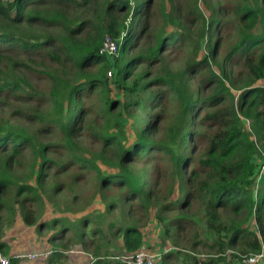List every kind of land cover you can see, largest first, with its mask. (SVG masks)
Instances as JSON below:
<instances>
[{"label":"trees","instance_id":"trees-1","mask_svg":"<svg viewBox=\"0 0 264 264\" xmlns=\"http://www.w3.org/2000/svg\"><path fill=\"white\" fill-rule=\"evenodd\" d=\"M200 1L0 0V240L5 211L36 225L83 179L102 208L52 221L50 264L70 245L125 264L150 210L202 264L264 248V0ZM180 249L156 264H198Z\"/></svg>","mask_w":264,"mask_h":264},{"label":"rangeland","instance_id":"rangeland-1","mask_svg":"<svg viewBox=\"0 0 264 264\" xmlns=\"http://www.w3.org/2000/svg\"><path fill=\"white\" fill-rule=\"evenodd\" d=\"M200 6L207 15L210 14L208 8L202 0L200 1ZM96 69L97 67H94L92 71H95ZM248 122L249 121H247V123ZM47 139L49 142H52L54 137H48ZM55 140H59V137H56ZM53 155L55 156L56 154L54 153ZM167 186L168 185H166V187ZM67 189L68 187H63V191L59 193H55L50 190L51 196L46 197L45 202L33 205L35 208H39L38 223L36 225H28L25 223L20 212L16 213L15 211H5V220L1 228L2 238L0 240L1 243H4V251L9 252L12 256L26 255L31 252L40 254V257L35 260H30L27 257L23 258V264H50V262H48L50 255L47 256V254L50 250H53L54 246L60 245V241L54 240L53 242L51 240L53 239L54 233L58 230V223H56L53 227L52 221L59 217L63 218L64 216L76 220V218L96 208H102V205L100 204L102 202L98 195H96L94 199L90 198L93 191L92 182H87L83 179L80 181L77 191L82 197L79 199L78 203L73 204L71 202V192ZM175 196H177V194H175ZM86 199H88L87 204L84 206L82 204ZM59 206L65 208V211L61 212ZM197 208L198 205H195V209ZM115 213L117 215L118 211ZM141 215L142 213L138 211L137 216L140 217ZM206 228L207 226L204 222L199 223V232L202 233ZM141 230L145 237L144 248L152 250L155 248V245L158 246V248L159 246H174L171 238L165 240L163 239V224L157 219L155 210H150L149 222H147ZM188 232L191 239L193 237L194 230H189ZM67 234H71V232L69 231ZM189 244L190 243L187 241H184L181 245L175 247L177 249L182 248L180 250L191 253L194 256H197V258L203 257L207 259V257L212 254L208 251L209 248L206 246H201L194 251L191 250ZM59 249L62 250V247L59 246ZM231 252L241 253L234 249L228 252L229 258L231 257ZM63 253L66 255V258L61 259L60 261L67 264H93L95 260V257L93 256L92 258V255L89 254L91 252H87L82 248V246L70 245L69 249L65 248V250H63Z\"/></svg>","mask_w":264,"mask_h":264},{"label":"built area","instance_id":"built-area-1","mask_svg":"<svg viewBox=\"0 0 264 264\" xmlns=\"http://www.w3.org/2000/svg\"><path fill=\"white\" fill-rule=\"evenodd\" d=\"M119 44L110 35H107L103 41V45L100 49V53L108 56H116L118 54ZM109 76H113V71L110 69ZM261 172H264V163L261 167ZM144 246V245H143ZM141 247L136 252H128L122 255L115 256L114 258L122 260L125 264H156L163 259V256L170 252L172 249H177L175 246L168 245L161 247L156 246L152 250ZM53 250L49 251L47 256L51 254ZM81 252V251H78ZM210 256V255H209ZM208 256V257H209ZM23 263V258L27 257L30 260H35L40 257V254L30 253L26 255H16ZM93 258V256H92ZM206 258L198 257V264H202ZM234 264H264V248L258 253H238L237 259L234 260ZM0 264H12L11 256L5 254L3 248L0 246Z\"/></svg>","mask_w":264,"mask_h":264},{"label":"clouds","instance_id":"clouds-1","mask_svg":"<svg viewBox=\"0 0 264 264\" xmlns=\"http://www.w3.org/2000/svg\"><path fill=\"white\" fill-rule=\"evenodd\" d=\"M110 77H112V76H110ZM144 244H145V242H144ZM144 244H143V245H144ZM143 245H142V246H143ZM142 246H141V247H142ZM141 247H140V248H141ZM140 248H139V249H140ZM53 250H54V249H53ZM54 252H55V251H54ZM135 252H136V251H135ZM126 253H128V252H126ZM129 253H130V252H129ZM89 254L92 255L91 253H89ZM124 254H125V253H124ZM10 256H11V255H10ZM92 256H93V255H92ZM14 257L17 258L15 255H14ZM18 259H19L20 262L22 263L21 259H20V258H18ZM119 260H120V259H119ZM121 261H122V260H121ZM122 262H123V261H122ZM158 263H159V262H158Z\"/></svg>","mask_w":264,"mask_h":264},{"label":"crops","instance_id":"crops-1","mask_svg":"<svg viewBox=\"0 0 264 264\" xmlns=\"http://www.w3.org/2000/svg\"><path fill=\"white\" fill-rule=\"evenodd\" d=\"M53 249H54V248H53ZM50 251H51V250H50ZM31 253H33V252H31ZM53 253H55L54 250H53V252H52L51 254H49L50 256H49V258H48V262H49L50 257L53 256ZM10 255H11V254H10ZM11 256H12V255H11Z\"/></svg>","mask_w":264,"mask_h":264}]
</instances>
